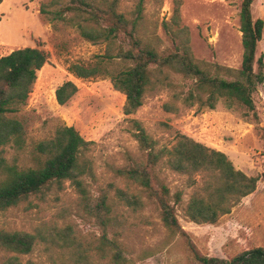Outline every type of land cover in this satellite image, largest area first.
<instances>
[{"label":"rangeland","instance_id":"rangeland-1","mask_svg":"<svg viewBox=\"0 0 264 264\" xmlns=\"http://www.w3.org/2000/svg\"><path fill=\"white\" fill-rule=\"evenodd\" d=\"M177 1L178 17L174 18ZM241 1L144 0L135 36L160 55L174 52L176 45L182 51L181 42H185L198 67L211 76L232 79L215 67L240 69ZM137 2L120 0L115 11L133 20ZM69 5L71 0H0V57L24 47L48 53L24 106L14 115L23 124V144L21 148L13 143L0 147V160L18 169L34 167V144L51 138L61 126H72L90 142L81 160L86 172L79 177L86 204L76 187L65 180L0 211V231L34 236L28 254L0 248V264L13 258L21 264H199L195 253L228 261L254 247L264 248V84L258 85L252 94L253 112L237 105L227 108L223 100L210 110L174 99L173 92L184 93L192 80L173 75L172 80L179 88L150 86L142 105L133 114L125 115V96L113 88L109 77L78 79L68 72L71 63L97 62L108 45L103 39L93 42L83 38L72 22L51 19L53 12ZM105 6L98 4L100 9ZM251 14L253 19L264 23V0L253 1ZM120 47L129 48L121 34L110 53L115 55ZM260 54L264 60V27L256 57ZM107 66L117 73L132 63L114 58ZM66 81H72L78 91L60 106L55 90ZM165 103L173 104L177 111H165ZM132 120L141 124L157 147L170 148L180 133L225 153L235 169L258 178L255 191L240 199L229 213L220 215L214 224L190 222L185 216L186 203L201 186V176L195 175L196 182L190 185L186 175L158 164L154 173L168 187L170 195L181 192L180 202L174 207L183 233L170 230L162 223L154 199L147 197L135 182L113 172L114 168L144 160L132 136ZM3 178L0 170V181ZM118 189L134 195L139 206L124 204L116 194ZM101 197H105L109 208L110 221L105 228L85 207L95 206ZM65 229L72 239L67 249L59 247L62 243L55 239L56 232ZM104 238L106 246L101 250Z\"/></svg>","mask_w":264,"mask_h":264},{"label":"trees","instance_id":"trees-1","mask_svg":"<svg viewBox=\"0 0 264 264\" xmlns=\"http://www.w3.org/2000/svg\"><path fill=\"white\" fill-rule=\"evenodd\" d=\"M98 1L71 0V5L53 12L51 19L72 22L87 40L94 42L103 39L108 42L106 53L97 62L71 63L67 70L78 79L109 77L113 88L125 96V115L133 114L142 105L148 87L159 84L170 90L179 88L180 86L172 80L173 75L192 80L184 93L182 90L173 92V98L181 100L184 104H197L212 110L219 100H223L227 108L237 105L254 111L252 94L258 85L264 84L263 55L256 57L264 23L261 19L252 18L251 4L254 0H242L240 5L239 30L243 49L240 69L234 71L217 65L215 67L217 71L223 70L227 75H231L232 79L211 76L208 71L198 67L193 62L185 42H181L182 51L180 46L176 45L174 52L160 55L149 43L138 39L135 32L144 0H138L133 20L125 19L123 15L116 13L115 8L120 0H100L101 4L106 5L105 9L98 7ZM178 6L177 1L174 18L178 17ZM40 12L45 13V9L40 8ZM100 21H103L104 25L100 24ZM120 34L124 35L129 48L120 47L119 51L112 55L110 50ZM114 58L130 61L132 66L114 73L107 66ZM47 59V52L33 47L15 49L0 57V147L13 143L21 148L24 137L23 124L14 115L24 106L35 84L36 73ZM254 65L257 67L256 72ZM77 91L78 88L72 81L62 83L55 90L56 102L60 106L65 105ZM163 109L167 112L177 111L171 103L163 104ZM131 122L132 136L137 141L144 160L140 164L131 163L114 168L113 172L135 182L144 189L147 197L154 199L162 223L170 230L183 233L174 207L180 202L181 192L175 191L170 195L168 187L158 180L154 173L158 164L186 175L190 185L196 182L195 175L201 176V186L192 193L186 203L185 216L190 222L214 224L220 215L229 213L240 199L255 191L258 178L247 176L235 169L225 153L180 133L170 148L157 147L156 141L148 136L138 121ZM89 144L90 142L85 141L72 126H61L51 138L34 144V167L18 169L15 165L6 166L0 160V170L4 174L0 181V211L16 206L30 195L48 190L54 184L60 185L65 180H69L76 187L86 204L85 190L79 177L86 172V165L81 160L82 153ZM116 194L127 206H139V201L134 195L119 189ZM85 207L90 215L101 220L105 228L110 221L105 197H101L95 206ZM55 235V239L62 243L59 247L67 249L71 246L72 239H69L67 229L61 233L56 232ZM105 242L106 238L100 243L101 250L106 246ZM33 244L34 236L29 233L0 231V248L3 250L28 254ZM79 247L76 245V248ZM79 254L78 251L77 255ZM115 258L118 259V253ZM195 259L199 264H264V248L254 247L236 254L228 261L198 253H195ZM6 264L21 263L13 258Z\"/></svg>","mask_w":264,"mask_h":264}]
</instances>
